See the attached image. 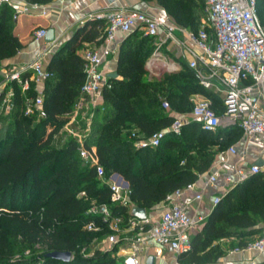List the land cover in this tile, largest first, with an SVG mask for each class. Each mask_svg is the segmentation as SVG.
I'll return each mask as SVG.
<instances>
[{
  "label": "trees",
  "instance_id": "obj_1",
  "mask_svg": "<svg viewBox=\"0 0 264 264\" xmlns=\"http://www.w3.org/2000/svg\"><path fill=\"white\" fill-rule=\"evenodd\" d=\"M25 1L42 5L51 0ZM157 2L176 23L193 30L199 27L202 0ZM6 4L0 5V60L16 54L27 44L15 27L21 15L32 14L20 12L13 16ZM256 13L264 26V0H256ZM104 27L103 19L88 20L52 54L46 66L51 75L43 88L44 118L37 120L34 115L24 113V96L15 87L14 106L8 111L12 121L0 130V220L8 229L14 226L28 241L41 236L47 250L36 249L28 259L13 258L12 250L0 238V264H124L116 255L117 245L90 255L79 254L78 246L88 243L94 233L83 228V223L90 219L100 223L99 217L87 212L91 198L96 204L107 203L124 218L129 212L126 206L111 203L109 187L99 181L93 167L81 160L73 137L66 138L62 145L53 143L65 121L63 115L72 109L84 80L83 56L67 45L78 37L100 42L105 35ZM39 28L45 27H33V33ZM137 33L141 36L134 38ZM152 48L150 37L140 30L124 37L118 51L117 76L107 78L102 103L94 111L85 140L87 145L95 146L105 175L120 173L128 181L131 202L147 209L205 172L211 165L215 146L223 145L230 135L221 127L208 131L190 121L181 134L167 133L157 146L134 145L129 137L133 128L137 127L145 138L165 128L174 113L191 109V94L203 93L211 98L213 107L217 98L211 89L200 84L196 72L181 58L180 69L149 77L145 63ZM26 94L33 95V89ZM161 96L168 100L170 110L162 107ZM101 107L103 113L98 118ZM236 128L240 129L238 124ZM263 229L264 170L228 190L191 237V249L178 256L185 257L184 263L210 262L223 254L215 246L207 248L213 240L237 235L241 237L238 245H243L248 240L242 238ZM53 250H69L74 256L61 260L49 255Z\"/></svg>",
  "mask_w": 264,
  "mask_h": 264
},
{
  "label": "built area",
  "instance_id": "obj_2",
  "mask_svg": "<svg viewBox=\"0 0 264 264\" xmlns=\"http://www.w3.org/2000/svg\"><path fill=\"white\" fill-rule=\"evenodd\" d=\"M11 1L0 0V5ZM202 2V23L196 30L173 21L163 7L162 10L154 12L137 8L117 9L112 7L113 0H109V8L105 12L93 16L105 21V38L111 44L83 53L84 80L72 109L65 113L66 119L57 133L64 131L65 139H75L81 160L93 167L99 181L109 187L111 203L126 206L128 212L132 203L129 187L112 179V173L105 175L95 146L85 142L94 111L100 105L98 101L102 98L103 88L107 84L108 77L102 69V64L115 49L113 44L117 42L118 31L127 35L134 30H140L143 35L150 37L153 48L145 63L149 75L157 76L159 72H172L181 68L180 60L170 54L169 46L174 44L180 47L185 63L196 72L200 84L221 95V112L211 105L209 97L203 95L192 101L188 112L175 114L168 126L154 131L145 140L136 141L135 146H157L167 133L181 134L183 126L190 121L199 123L208 131H215L222 125L238 124L247 138L264 133V26L257 17L256 0ZM32 8L41 9L44 13L43 5L25 2L15 9L14 16L20 12H29ZM45 33L46 28H39L33 35L37 40ZM58 45L51 40L32 60L15 65L4 72L0 81L1 110L4 108L10 111L14 106L17 86L24 96V113L34 115L37 120L46 116L43 89L35 87L34 94L30 96L26 92L31 89L32 81L40 85L51 75V71L44 66L43 59L47 54L53 53ZM161 101L162 107L170 110L169 102L164 96H161ZM228 150L235 152L236 148L230 146ZM261 162L241 163L236 166L232 175L223 174L220 166L209 171L208 184L217 189V180L221 177L224 185L221 193L214 194L213 205L236 184L254 173L263 171L264 158ZM202 198L203 192L196 182H189L165 196L156 219L146 215L145 219L141 220L130 214L124 218L121 214L113 212L107 203L92 202L87 212L99 217L100 223L90 219L82 226L94 231L105 227L109 249L115 245L119 246L122 231L132 230L135 235L125 237L130 242L129 247L120 246L116 255L124 264H140L142 245L149 241L169 245L177 255L191 249V230L202 217L192 215L190 210ZM249 250L256 253L264 251V232L243 245L235 246L231 251ZM248 263L258 264L255 259H250Z\"/></svg>",
  "mask_w": 264,
  "mask_h": 264
},
{
  "label": "crops",
  "instance_id": "obj_3",
  "mask_svg": "<svg viewBox=\"0 0 264 264\" xmlns=\"http://www.w3.org/2000/svg\"><path fill=\"white\" fill-rule=\"evenodd\" d=\"M113 8H137L147 12H154L158 10H162V6H160L157 0H113ZM25 0H12L8 5L10 11H12L13 16L15 9L18 6H21L25 3ZM44 8V13L41 12V9L32 8L28 13L32 14H24L21 15L16 21V32L19 37L28 41L27 44L20 49L16 54L3 58L0 60V81L3 78L4 72L11 67L26 63L32 60L37 54L43 51L46 46L49 44V41H46L44 36L39 39H35L34 35H32L31 39L28 40V36L33 34V27H41L44 26L46 30L48 28H52L54 32L53 40L58 43V47L65 45L75 34L76 30L82 26L85 22L92 19L93 16L97 13H103L109 8V0H51L46 4H42ZM160 8V9H159ZM32 30V31H31ZM123 33L118 31L116 33L117 42L114 45L115 49L112 53H110L102 64V69L104 73L107 75L114 71L117 72V58L118 51L121 42L124 37ZM105 35L100 42L96 41H86L80 39L78 37L73 41V43H69L67 46L72 47L74 52L83 55L86 50L93 48H101L102 46L107 45ZM111 44V43H109ZM170 54L176 59H183L181 54V49L177 45H170ZM54 53V52H53ZM49 53L44 56L43 63L46 67L52 54ZM185 62V60H184ZM147 70V69H146ZM148 73V70H147ZM149 77H153L149 75ZM155 77V76H154ZM36 88H44L43 84H36L35 82H31V89L35 92ZM216 98V102L214 103V108L221 112V95L211 90ZM204 94L201 92H196L190 95V99L193 101ZM206 96V95H205ZM208 97V96H207ZM211 100V98H210ZM219 100V103L217 102ZM212 101V100H211ZM100 104L102 103V98L98 101ZM185 113V112H183ZM180 114V113H174ZM66 115H63V118L66 119ZM79 118V117H78ZM236 124L234 125H222L220 126L222 129L229 133V138L223 145L215 146L216 151L214 157L212 159L211 165L209 168L200 174L196 180V185L203 192V198L197 203L194 204L193 208L190 210V213L194 216H200L202 219L193 227L191 230V237L194 236L201 228L204 219L209 215L211 210L213 209V197L216 193H221L223 191V183L222 178L220 177L217 180L218 187L217 189L213 188L210 184L207 183V173L212 171L216 167H221L223 174L232 175L236 166L243 164H252L258 163L264 158V133L255 137L247 138L242 129L236 128L234 129ZM134 134L136 138H140L138 140H145V138L138 130V128H133ZM229 131V132H228ZM62 134L57 133L55 139H53V143H60L62 145L65 141V138ZM136 140V141H138ZM62 143V144H61ZM230 146H234L236 148L235 152H231L228 150ZM218 147V148H217ZM163 206V201L154 205L150 209H147V216L152 219H156L160 214V211ZM264 229L260 232L259 236L263 234ZM129 235H135V232L131 231H122L120 234L121 241L119 243L120 246L124 248H128L130 245L129 240L125 237ZM137 235V233H136ZM236 236L223 237L216 240H213L209 246L215 245L219 243L222 247L224 253L220 255L218 258L206 262V263H184L185 257H179L169 245H162L155 242H147L146 245H142V250L139 254L140 264H145V260L148 256H153V264H249L248 261L250 259H255L258 264H264V251L260 253H256L254 251H231L232 248L238 246L234 244L233 246H228L226 242H230L231 240H235ZM238 239H241L239 237ZM245 239V238H243ZM247 239V238H246ZM254 239V238H252ZM239 242V241H238Z\"/></svg>",
  "mask_w": 264,
  "mask_h": 264
},
{
  "label": "rangeland",
  "instance_id": "obj_4",
  "mask_svg": "<svg viewBox=\"0 0 264 264\" xmlns=\"http://www.w3.org/2000/svg\"><path fill=\"white\" fill-rule=\"evenodd\" d=\"M201 23H202V15L200 14L199 19L197 20V25H200ZM140 36H141V34L137 33L134 35V38H139ZM163 73L159 72V75H157L155 77H159ZM155 77L153 76V78H155ZM190 101L192 103L191 99H190ZM102 113H103V108L101 107L99 109L98 114H97L98 118L101 117ZM11 121H12L11 114H8V111H6L4 108L2 110L0 109V130L2 128H4L5 125ZM62 126H63V124L61 125V127ZM133 133H134V130L132 129L131 132L129 133V137L134 140V145H135L136 140H138L140 138H136V135ZM61 134L63 135L64 131L61 132ZM53 139H55V137H53ZM59 144L60 143H55V145H59ZM90 201L94 202V199L91 198ZM259 234L260 233L257 232L255 234L248 235L244 238L245 239L247 238L246 240H251L252 238H257L259 236ZM239 237L240 236L236 235L235 240H231L230 242H226V243L228 244L229 247L233 246L234 244H237L238 241H240V239H238ZM0 238H2V239L4 238L5 243L7 244L8 248L10 250H12V252H13L12 257L13 258H24V259L26 258V259H28V258H30V256L32 255V253L36 249H40L42 251L47 250V246L44 242V239L41 236L35 237L33 241H28L23 234L16 231L14 226H12L11 229H8L6 223L3 220H0ZM212 246H215V248H217L218 250H222V253H224V251H223L222 247H220L221 245H219V243L212 245ZM108 247H109V242L107 241V233L104 231H101V230H97V231H94L93 237L88 243H83V244L78 246V252L81 255H90L95 250L104 251V250L109 249ZM73 256H74V252L71 253V257H73Z\"/></svg>",
  "mask_w": 264,
  "mask_h": 264
},
{
  "label": "water",
  "instance_id": "obj_5",
  "mask_svg": "<svg viewBox=\"0 0 264 264\" xmlns=\"http://www.w3.org/2000/svg\"><path fill=\"white\" fill-rule=\"evenodd\" d=\"M44 38L46 41L53 40L54 32H53L52 28H48L46 30ZM116 76H117L116 71L107 74V77H116ZM258 163L261 164L262 162L259 161ZM112 179H114L117 183H119L125 187L128 186V181L126 179H124L123 176L118 172L112 173ZM129 214L131 216L136 217L137 219H140V220L145 219V217L147 215V208L132 202L131 206H130ZM49 255H51L54 258H58V259L65 260V261L70 260V258H71V252L69 250H53V251L49 252ZM145 264H153V256H148L145 260Z\"/></svg>",
  "mask_w": 264,
  "mask_h": 264
}]
</instances>
